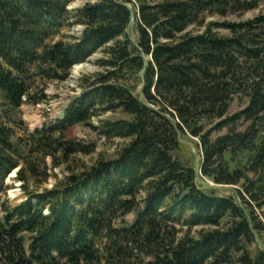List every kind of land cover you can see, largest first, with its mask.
I'll return each instance as SVG.
<instances>
[{"label":"trees","instance_id":"obj_1","mask_svg":"<svg viewBox=\"0 0 264 264\" xmlns=\"http://www.w3.org/2000/svg\"><path fill=\"white\" fill-rule=\"evenodd\" d=\"M75 1L0 0V193L18 167L27 193L0 217V264H264L253 232L264 241V13L207 21L262 0H85L72 11ZM99 51L64 118L19 136L10 112ZM236 100L246 103L231 112ZM107 112L124 115L98 128L125 141L117 155L39 191L47 157L89 153L70 132ZM179 134L198 146L202 177L235 186L250 218L235 195L197 184Z\"/></svg>","mask_w":264,"mask_h":264},{"label":"rangeland","instance_id":"obj_2","mask_svg":"<svg viewBox=\"0 0 264 264\" xmlns=\"http://www.w3.org/2000/svg\"><path fill=\"white\" fill-rule=\"evenodd\" d=\"M85 0H76L70 6V10H76L83 6ZM264 13V0L253 10L230 14L227 18L219 15H207V21H223L225 19L233 21H243L254 18ZM83 26L74 25L68 30V34L79 36L82 34ZM104 56L102 51L92 55L83 63L75 65L70 76L64 81L50 82L43 95L41 90H33L32 97L34 102H25L18 110H12L9 115V125L14 128L16 133L27 139L29 133H33L37 129L48 126H54L65 116L66 110L75 100L79 99L84 92L81 87L82 79L99 71L98 60ZM246 101L236 100L231 112L237 111L244 107ZM124 117L121 113L107 112L101 116L91 119L88 124L76 125L70 132L72 138L85 146H91L89 153L73 154L67 161L59 158L57 153L55 161L52 157H47L46 162L50 173L47 183L41 185L39 191L45 188H52L56 180H62L69 174V168L80 170L82 166L93 165L100 157H115L124 144V140L120 138H106L101 135L98 128L100 123L106 119H117ZM195 154V153H194ZM196 156V155H195ZM196 161V160H195ZM57 166H55V164ZM20 167L14 169L4 181L2 192L0 193V217L3 216L5 207L11 208L26 201L27 193L23 188V182L18 179ZM35 186L33 185L32 188ZM223 195H234L233 192H222ZM135 214H129L126 219L132 222ZM202 230V227H196L192 233L195 234ZM62 264H67L63 262Z\"/></svg>","mask_w":264,"mask_h":264},{"label":"water","instance_id":"obj_3","mask_svg":"<svg viewBox=\"0 0 264 264\" xmlns=\"http://www.w3.org/2000/svg\"><path fill=\"white\" fill-rule=\"evenodd\" d=\"M128 7L131 9L132 11V18H131V23H130V33H131V38L133 41H135V24H136V20H135V14L134 11L132 9L131 5H128ZM145 60V67L148 66L149 62H150V58L148 56L144 57ZM144 72H145V68L142 71V78L144 81ZM144 84V83H143ZM141 100L144 101V97H141ZM179 140L186 144L187 146H189L193 152L196 155V161H195V168H194V172H195V177H196V181L197 184L203 186L206 189H211V190H216V191H222V192H233L234 195L238 198L240 205L243 207V209L245 210L247 216L250 218L248 211L245 209L244 204L242 203V201L239 198L238 192H237V188L235 186L232 185H220V184H215L210 182L209 180L205 179L202 177L201 174V165H202V155L200 153V150L198 148V146L192 142L189 141L187 139H184L181 134H179ZM251 221V220H250ZM255 238L257 243L264 249V241L260 238V236L258 235V233L253 229Z\"/></svg>","mask_w":264,"mask_h":264}]
</instances>
